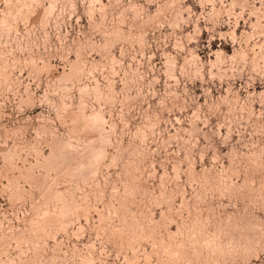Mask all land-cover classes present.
<instances>
[{"label":"rangeland","instance_id":"374dc122","mask_svg":"<svg viewBox=\"0 0 264 264\" xmlns=\"http://www.w3.org/2000/svg\"><path fill=\"white\" fill-rule=\"evenodd\" d=\"M0 264H264V0H0Z\"/></svg>","mask_w":264,"mask_h":264}]
</instances>
